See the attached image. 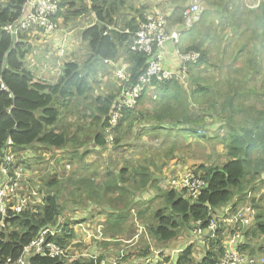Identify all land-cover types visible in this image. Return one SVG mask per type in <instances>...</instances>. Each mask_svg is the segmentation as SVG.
Masks as SVG:
<instances>
[{"label":"trees","instance_id":"trees-1","mask_svg":"<svg viewBox=\"0 0 264 264\" xmlns=\"http://www.w3.org/2000/svg\"><path fill=\"white\" fill-rule=\"evenodd\" d=\"M24 1L0 0V162L9 148L18 158L19 153L26 149L68 148L74 145L83 147L91 139L99 147H106L110 138L111 144L121 145L126 140L130 141L131 128L140 123L148 124L142 125L143 128L152 125L156 131H184L200 139L206 138V132L218 136V130L212 131L210 124L219 123L218 129H225L227 133L224 142L227 144L228 159L222 165L201 164L195 170L196 176L205 180L207 186L198 196L189 195L187 190L181 192L176 187L163 190L162 194L156 196L159 198L164 195L165 205L154 213L155 223L146 222L145 229L162 242L174 240L192 222L201 221L202 227L207 231L210 221L217 218L218 209L244 196L249 190L251 191L248 193L261 187V183H264V65L261 62L264 59V0L257 8L246 7L242 3L240 5L238 0H227L226 5H220L218 10L223 15L227 14L222 24L216 26H220L222 32L231 27L232 32L227 36L221 37L217 27L212 28L214 20H210L205 33L204 23H200L204 16L191 30L183 31L180 41L174 43L175 47H180L184 36H191L200 26L203 32L200 42L192 41L185 49L181 47L182 51L201 52L200 59L189 65L187 84L190 83L191 86L187 87L190 90L183 87L177 78L170 81L154 78L151 85L156 86L157 99L147 104L144 100L147 89L136 107L121 110L122 116L116 123L113 122V115L118 110L124 92L138 83L140 75L146 73L149 65L147 55L130 50L139 24H128L130 32L110 26L114 14L125 0H60L59 15L64 16L65 21L70 16L95 13L97 22L82 32V41L88 51L85 64L82 66L72 60L64 62L62 76L56 82L38 78L28 68L26 62L30 59L28 54L33 46L28 40V31H20L17 40H14V35L4 29L5 25L21 18ZM66 6L67 12L64 11ZM183 10L174 22V28L183 26ZM214 40L231 45L234 48L232 51H236V57L232 64H228V59L224 58L216 67L225 75V80L217 76L218 79L210 82L209 78L201 75V71L206 65L213 70L210 50L204 49L207 42L212 45ZM125 56L128 58L126 73L129 78L123 80L116 76L122 81L118 90L94 97L92 108L97 112L96 119L100 130L92 136V131L86 129L84 139L80 141L76 135L82 130L84 123L78 126L76 132H70L59 124L63 116L62 110L68 109L71 99L86 100L92 90L90 78L100 68L97 65H108L106 62L110 61L114 64ZM237 62L241 64L237 65ZM118 68L115 67L116 70ZM211 74L216 75V71ZM251 96L255 101L246 103ZM141 103L148 107L140 108ZM9 141L11 145L8 144ZM85 154L86 152L83 155ZM36 158L40 159L37 156ZM23 163L27 164V161L18 162ZM142 168L137 172L142 176L140 186L145 190L153 174L149 167ZM126 173L127 169H122L119 173L109 170L108 178L101 187L99 183L102 178L95 174L83 176L82 172L76 186L86 191L89 196L99 191L120 197L119 194L124 190L122 183L128 180ZM76 176L77 172L71 174L72 178ZM61 181L57 176L46 179L41 204L34 205L33 208L28 205L21 213L10 212L6 217V229L0 234V264H10L9 258L14 261L12 264H19L17 261L22 256L24 247L43 229L49 227L63 226L64 230L60 234L50 238L65 250L71 248L74 231L70 221L64 219ZM129 207L116 204L113 206L114 209L108 214L113 218L111 223L114 227L124 221L123 217H128L125 208ZM147 211L148 209H142L137 217L142 218ZM257 231L264 233L263 222H258ZM222 250L221 247L219 253L216 252L220 256L209 252L208 258L201 264H216ZM151 254L152 250L148 246L140 256L148 257ZM25 257L28 264H96L94 259L87 258L70 261L66 256L51 257L42 254H26ZM192 260L191 248H188L174 264H191Z\"/></svg>","mask_w":264,"mask_h":264},{"label":"rangeland","instance_id":"rangeland-1","mask_svg":"<svg viewBox=\"0 0 264 264\" xmlns=\"http://www.w3.org/2000/svg\"><path fill=\"white\" fill-rule=\"evenodd\" d=\"M204 1L205 5L201 1L200 3L206 7V13L200 23L207 18L210 21L211 18L209 17H213L215 14L217 15L216 6L207 0ZM224 1L227 2V0ZM190 2L192 0H185L183 3L182 1H178L181 5H187ZM257 2L258 0H247V3L251 6ZM208 4L211 5L212 9H207ZM67 10L68 7L66 6L64 11L67 12ZM218 12L220 11L218 10ZM226 14L223 15L222 13L220 19L215 16L214 22L212 23V28L217 27L221 37L223 35L227 36L232 32L231 27H228L226 31L222 32L221 27L216 26L217 24H222ZM173 18H176V16ZM216 20H218L217 24L215 23ZM91 21L90 13L78 17L70 16L66 21L65 19L63 21L61 16V28L63 27L65 30H69L76 26L75 28L78 29L75 32L77 38L71 41V48L68 49L69 54L65 57H57L54 49L52 47L48 48L51 45L45 49L43 43H48L49 41H45L44 37L40 36L36 38L33 36L32 39L34 40L30 41L33 45L30 53L34 54L26 62L28 68L38 78L39 76L44 78L46 75L45 71H42L38 67L39 64H42L44 67L45 63H50L52 67L59 68L64 67L65 61L72 60L83 66L87 59L88 51L82 38L80 40L79 36L82 30L88 24L90 25ZM174 24V21L171 23L168 22V27L172 28ZM28 39L30 38L28 37ZM181 47L185 49L186 45L182 44ZM206 49L210 50V59L214 65H211L213 70L208 68L209 65H206V68L201 71V75L209 78L210 82L215 81L217 76L220 79L223 77L222 80H225V75L216 67L221 64V60L224 58L228 59V64H232L236 57V51H232L234 48L231 45H226V43L217 40H214L212 45L210 42H207L204 50ZM40 51L39 59H35L36 52ZM44 56L45 59L43 61L46 59L49 60V58H52L53 61L43 62L42 59ZM261 62L264 65V59H261ZM239 64L241 62H237V65ZM101 65H97L101 69L99 68L90 78L92 90L86 100L78 98L71 99L68 109L62 110L63 116L59 124L70 130V132H76L78 126L84 123L82 130L76 135L80 141L84 139V131L86 129L92 131V136L100 130V125L96 119L97 112L92 108L94 97L99 94L104 95L111 91H116L121 87L122 81L116 77L115 65ZM170 66L173 67V65ZM197 69L199 70V66H197ZM52 70L53 68L47 69L48 74H51ZM213 71H216V75L211 74ZM225 71V74H227L228 69ZM250 85L252 86L253 83ZM187 89L190 90L188 87ZM145 99L147 103H150L152 100L146 95L144 96ZM254 101L255 98L251 96L246 103H253ZM84 115H87V117L85 116V118ZM142 125L148 124L140 123L131 128L130 141L126 140L121 145L111 144V139H109V144L106 147H99L91 139L83 147L81 145L78 147L74 145L68 148H41L40 150H33L35 155L20 153L16 159V163L27 161L29 164V166L27 164H19L21 167L23 166V170L24 166L26 167L25 169H29L27 170L29 173L24 170V174L22 175L23 181L17 186L25 190L24 185H27L29 182L32 184L29 191L18 193L21 199H28V202L32 206H38L42 203V198L45 193L43 188H46L44 186L46 179L49 180L52 176H57L58 180L62 179L61 205L64 207V219L70 221L74 231L70 253L78 255V259L96 258L94 259L96 264H123V262L131 264L140 257V253L144 252L148 246L151 248L152 253L155 251L154 254L159 251V247L165 250V253L171 254L172 250L169 246L177 248L182 243L189 245L191 236H194L192 226H195L197 224L196 222H192L190 227L186 228L187 231L182 230L174 239V243L169 244V246H164L148 230L146 232L145 223H155V219L153 220L154 213H156L158 208H163L165 205L164 195L159 198L156 197L159 192L162 194L164 192L163 190L174 187L183 192L186 188L175 185L174 182H181L186 172H195L201 164L222 165L224 163L226 159V156H224L226 150L224 145V136L226 137L227 134L226 130H219L216 127L212 131L218 130V136L206 132V138L200 139L192 134H186L184 131H174L172 129L165 130L160 134L158 133L159 131L154 132L149 129L145 131L144 128L147 127L144 126L143 128ZM202 133H204L203 130ZM84 152H86L85 155H83ZM36 156L40 157V159L36 158L35 161L28 160ZM142 167H149L153 174L145 190L143 186H140L142 176L137 172V170L141 171L143 169ZM122 169H127L125 176L128 180L122 183L124 190L119 194L120 197L118 195L113 196L110 192L104 194L99 193V191L89 196L86 191L76 186V182L82 172L84 173L83 176L95 174L98 178H102L99 183L101 186V184H104L103 181L108 178L109 170H116L119 173ZM74 172H77L76 178L71 177V174ZM148 201L151 202L145 205L143 204V202ZM115 204L120 207H124L125 205L130 206V209L125 208L128 217H123L125 219L118 227L112 225L111 220L113 218L108 214L114 209L113 206ZM142 209H148V211L142 218H138L137 213ZM218 216H220V213H218ZM208 246L210 247V244ZM221 247L224 249L222 245H219L217 248L215 246L217 253H219L218 250ZM191 249V256L194 257L193 260H196V258L200 260L206 250H208L206 245L201 246L198 243H194Z\"/></svg>","mask_w":264,"mask_h":264},{"label":"built area","instance_id":"built-area-1","mask_svg":"<svg viewBox=\"0 0 264 264\" xmlns=\"http://www.w3.org/2000/svg\"><path fill=\"white\" fill-rule=\"evenodd\" d=\"M61 10L60 0H25L21 8V18L7 24L4 29L9 33L16 35L20 31H40L43 36L51 37L61 25ZM206 8L199 0H194L189 6L185 7L182 16L184 19L181 28L169 29L168 14L161 8H153L144 13V19L141 21L130 46L132 52L144 53L149 57V65L146 73L140 75L138 83L132 88H128L121 98L118 105V110L113 115V122L120 120L124 108H134L139 103V99L145 94L146 90L151 87V82L154 78L159 81H170L174 78L181 82H187V72L189 65L197 62L201 57L199 51H182L180 47H175V52L180 58L179 66L176 69H171L165 66L166 43L173 41L175 44L180 41L183 31L191 30L196 23H198L205 15ZM67 42L64 40L58 49V57H65L67 52ZM53 59L45 60L43 62H52ZM52 65L45 63L44 70L50 69ZM128 67L127 62H123L116 70V76L127 80L129 75L126 73ZM41 77V76H39ZM112 141V138H110ZM11 145V141L8 143ZM16 155V158H15ZM17 154L9 148L5 151L4 158L0 162V234L6 229V217L10 212L21 213L28 208L30 203L28 199H21L19 192L24 193L29 191V183L24 185L25 190L20 189L18 184L23 181L24 174L23 166L16 163ZM175 185H180L188 190L191 196H198L202 189L207 186V182L192 171L186 172L182 181L174 182ZM29 186V187H27ZM182 189V188H179ZM31 194V193H30ZM35 194V193H34ZM30 208H33L31 206ZM251 215L249 216L248 214ZM255 210L252 207L248 209L240 206L238 200L230 203L222 216L214 218L210 221L208 231L213 236L217 235L221 230L222 225L232 228L231 236L224 244V251L216 264H254L255 259L249 255L244 254L239 249V242L243 236V230L254 221ZM195 231L202 234L205 230L202 227V222H196ZM64 230L63 226L58 228L43 229L39 235L34 238L31 243L24 247L22 256L18 259L19 264H28L26 254H42L45 256L57 257L66 256L69 260L78 259V255L70 253V248L66 250L58 245L50 236L60 234ZM159 255L156 254L142 260H146L144 264H159L155 263V259ZM96 259V258H94ZM264 261V260H263ZM8 262L12 264L14 261L9 258Z\"/></svg>","mask_w":264,"mask_h":264},{"label":"crops","instance_id":"crops-1","mask_svg":"<svg viewBox=\"0 0 264 264\" xmlns=\"http://www.w3.org/2000/svg\"><path fill=\"white\" fill-rule=\"evenodd\" d=\"M178 1H182V3H183L185 0H125V2L122 5H120V8L114 14L113 21H112L113 23L112 24L110 23V26H112V28L123 29V30H126V32H130V27H128V24L131 25V24H137L138 23L140 25V23L142 21V15H144V11L146 12V11H149V10H151L153 8H156V7L163 9L168 14V22L169 23H171L172 21L175 22L177 20L178 16L181 15L182 8L184 9L185 7L189 6L194 0H192V2H190L187 5L186 4H182L181 5V3L180 4L178 3ZM200 1H201V3L203 5H205V1L204 0H200ZM207 1L211 2V4H214L216 6L217 15L215 14V16H216V18L220 19L221 16H222V13L218 12L219 6L220 5H226L227 2H225V1L218 2L216 0H207ZM261 1L262 0H258V2L256 4H254V5H252V6L247 3V0H238L237 2L240 5L242 3L246 7L249 6L251 8H257L260 5ZM118 6H119V4H118ZM207 9H209V10L212 9L210 4H208V8ZM90 16L92 18V21H91L90 25H92V24L97 22V17L95 15V13L90 14ZM175 16H176V18H173ZM215 16L209 17V18H211V20H214ZM63 21H64V19H63ZM217 21L218 20L215 21L216 24H217ZM203 23H204L203 24V31L205 32L206 29H207L208 24H210L211 21H208V18H207V19L203 20ZM71 25H72V22H71ZM74 25H76V24H74ZM90 25L88 24L87 27L90 26ZM172 26H174V25H172ZM75 27H72L69 30H65L63 27L62 28L60 27L51 37L43 36L40 31H36V30L28 31L27 35L30 38L28 40L29 41H33L34 40V39H32L33 36H35L36 38H38L40 36L44 37L45 41H49L48 43H43L45 45V49L49 45H51L48 48L52 47L54 49V51L56 52L55 55H58V49L60 48L62 42L65 40L67 42V45H68L67 52H66V56H67L69 54L68 49L71 48V45H72L71 41H73L74 39L77 38L76 37L77 34L75 32L78 29L75 28ZM200 27L197 28L195 30V33L192 34L191 36L190 35H188V36L185 35L184 36V38L182 40L183 45L187 46L189 43H192V41H196V43L200 42V37H201V35L203 33L200 30ZM176 28H174V27L171 28L170 27L169 29L173 30V29H176ZM83 30H82V32H83ZM190 37H192V38L190 40H188ZM81 38H82V33L79 36L80 40H81ZM175 46L176 45L174 44L173 41L167 42L166 54H165V66L168 67V68H171L173 70L178 68L179 62H180V58L175 52ZM30 47H31V45H30ZM180 48H181V46H180ZM39 53H41V51L40 52H36V54L34 56L35 59H39ZM33 54H31L29 52L28 56L29 57L33 56ZM44 59H45V56L42 59V61ZM121 59L122 58H120L114 64L111 61L110 62H106V63H108V65H115V67L117 68L124 61L127 62L128 58H127V56H125L124 59H122V60ZM120 60H121V62H120ZM170 65H173V67H171ZM38 67L42 71H45L46 75H45L44 78L49 80V81H51V82L58 81L61 78L62 73H63V69H64V67H59V68L51 67V68H53V70L51 71V74H48L47 70H44L42 64H39ZM181 84L185 88H187V86H190V83L188 85L187 82H181ZM145 95L147 97H149L150 99H152V100L153 99H157L156 86L149 87L148 91H147V93ZM151 101H150V103H151ZM153 101H155V100H153ZM145 102H146V99H145ZM147 104H149V103H147ZM146 107H148V105H145L144 103L140 104V108H146ZM209 120H211V119H209ZM210 125H211L210 126L211 129L215 130V128L218 127L219 123L213 122ZM151 126L152 125H150L148 127L150 128ZM149 128H144V130L147 131V129H149ZM149 130L150 131H154V132H158L159 131L158 132L159 134L162 133L163 131H165L164 129L156 131L155 129H153V126ZM224 145H225V148H226L224 156H226L227 152H228V149H227V144L225 142H224ZM130 149H132V148H130ZM21 153H26V154H29V155H33V154L35 155V153H34V151L32 149L23 150ZM227 159H228V157L226 156V159H225L224 162H226ZM28 160L35 161L36 157H34L32 159H28ZM25 168L26 167L24 166V170L27 173H29V171H27L29 169H25ZM29 186H32V184L30 182H29ZM29 186H27V187H29ZM249 191H251V190H249ZM248 192L244 196H240L239 198L234 199V200H238V204L240 206H243V207H245L247 209L249 207H252L255 210L254 221L251 222V225L247 226L245 229L240 225V229H242L244 232H243V236H242V238H241V240L239 242V249L244 254L253 257L255 259V263L254 264H264V261H263L264 260V233H259L257 231L258 222L261 221V222L264 223V183H261V187L254 188L253 191L250 192V193H252L251 196L249 195L250 193H248ZM159 194H160V192H159ZM233 201H231L230 203H232ZM230 203H228L226 206H223L222 208H220L219 209L220 212H219V210H217L216 216L217 217L222 216V214L224 213L226 207ZM218 213H220V216H218ZM248 215L250 216L251 213L248 214ZM195 226H192L193 227L192 230L194 231V236H191L189 245H187L186 243H182L177 248H174V247L169 246V244L174 243L175 240H171V241H168V242H162V241L159 240V242L162 245L169 246V248L172 251H171V254L170 253H165V250H163V249H161L159 247V255H157L155 263L159 262V264H174L177 261V259L181 256V253L185 252L188 248H191L194 243H198L201 246H205L206 245L208 250H206L205 254L203 255V257L200 260H198L196 258V260H192L191 261V264L204 263L205 259L208 258L209 252L212 251L213 253L214 252L216 253L215 246H216V248L219 245H222L224 247L225 246L224 244L226 243V241L228 240V238L231 236V233H232V228L227 227L226 225H222L221 230L219 231L220 234L218 233L215 236H213L212 233L210 231H208V230L207 231L204 230L202 234H199V233H197L195 231V229H194ZM183 230L187 231L186 228H184ZM217 237L219 239H217ZM212 242H213V245H212ZM208 244H210V247L208 246ZM191 251H192V249H191ZM223 251H224V249L221 252L222 254H223ZM154 253H155V251H153V253L151 255H149L148 257L154 255ZM216 255H218V254L216 253ZM194 256H195V253H194ZM148 257H144V256L141 255L140 257L137 258L136 261H134L131 264H144L146 260H142V259L143 258L146 259ZM191 257L194 258L193 256H191ZM123 264H127V263L123 262Z\"/></svg>","mask_w":264,"mask_h":264},{"label":"water","instance_id":"water-1","mask_svg":"<svg viewBox=\"0 0 264 264\" xmlns=\"http://www.w3.org/2000/svg\"><path fill=\"white\" fill-rule=\"evenodd\" d=\"M13 37H14V40H17V36L16 35H14Z\"/></svg>","mask_w":264,"mask_h":264}]
</instances>
